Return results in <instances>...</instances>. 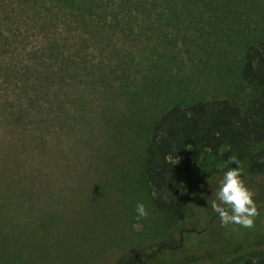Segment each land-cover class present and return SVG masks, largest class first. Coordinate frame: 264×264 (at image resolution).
<instances>
[{
	"label": "rangeland",
	"instance_id": "1",
	"mask_svg": "<svg viewBox=\"0 0 264 264\" xmlns=\"http://www.w3.org/2000/svg\"><path fill=\"white\" fill-rule=\"evenodd\" d=\"M263 39L264 0H0V264H209L203 246L174 250L205 229L230 238L229 264L264 249V174L240 163L251 229L211 210L236 167L226 148L174 160L183 220L156 207L143 169L170 107L229 99L249 113L243 56Z\"/></svg>",
	"mask_w": 264,
	"mask_h": 264
},
{
	"label": "trees",
	"instance_id": "2",
	"mask_svg": "<svg viewBox=\"0 0 264 264\" xmlns=\"http://www.w3.org/2000/svg\"><path fill=\"white\" fill-rule=\"evenodd\" d=\"M241 74L243 81L255 90L249 113L229 99L176 104L152 129L143 169L154 204L177 220L184 219L189 202L182 171L174 161L177 157L190 156L195 148L209 149L215 155L226 148L220 155L224 162L235 156L240 163H247L250 175L264 174V39L246 48ZM183 235V244L174 250L179 252L181 249L190 250L194 245L203 246L199 259H195L206 260L209 264L212 261L229 264V259L237 252L229 243L230 238L220 237L216 242H209V229ZM237 242L243 241L238 239ZM240 248L244 249L239 247L236 250L243 251ZM162 253L164 251H160ZM172 254L176 256L175 252ZM217 257H221L219 262L215 260ZM243 264H264V249L250 251Z\"/></svg>",
	"mask_w": 264,
	"mask_h": 264
},
{
	"label": "clouds",
	"instance_id": "3",
	"mask_svg": "<svg viewBox=\"0 0 264 264\" xmlns=\"http://www.w3.org/2000/svg\"><path fill=\"white\" fill-rule=\"evenodd\" d=\"M225 163L235 164L236 167L229 168L217 181L214 199L210 203L211 210L219 218L221 227L239 225L241 228L251 229L254 218L258 215L255 194L245 186L240 162L236 157L230 156ZM135 212L137 220L148 215L143 203L136 204Z\"/></svg>",
	"mask_w": 264,
	"mask_h": 264
}]
</instances>
